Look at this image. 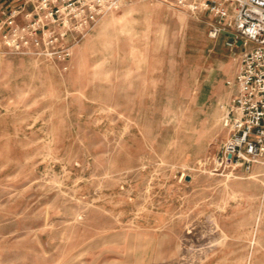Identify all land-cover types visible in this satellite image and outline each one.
Segmentation results:
<instances>
[{
	"label": "rangeland",
	"instance_id": "1",
	"mask_svg": "<svg viewBox=\"0 0 264 264\" xmlns=\"http://www.w3.org/2000/svg\"><path fill=\"white\" fill-rule=\"evenodd\" d=\"M216 24L125 0L65 64L0 57V264H264V155L216 160L242 48Z\"/></svg>",
	"mask_w": 264,
	"mask_h": 264
},
{
	"label": "built area",
	"instance_id": "2",
	"mask_svg": "<svg viewBox=\"0 0 264 264\" xmlns=\"http://www.w3.org/2000/svg\"><path fill=\"white\" fill-rule=\"evenodd\" d=\"M125 0H7L0 3V57L33 55L65 64L73 48L105 14ZM164 1L191 13L216 18L209 37L234 29L227 43L242 40L237 72L226 85L233 89L222 105L223 127L219 164L250 171L264 155V0H145ZM230 34V33H228ZM66 69L64 65L62 67ZM230 155V158H228Z\"/></svg>",
	"mask_w": 264,
	"mask_h": 264
},
{
	"label": "crops",
	"instance_id": "3",
	"mask_svg": "<svg viewBox=\"0 0 264 264\" xmlns=\"http://www.w3.org/2000/svg\"><path fill=\"white\" fill-rule=\"evenodd\" d=\"M226 38L228 39L229 36H227ZM237 46H238V45H237ZM237 49L239 50V53H238V55H237V60H238L239 54L242 52L243 49H242L241 47H239V46H238ZM236 72H237V69H236ZM225 82H226V81H225Z\"/></svg>",
	"mask_w": 264,
	"mask_h": 264
},
{
	"label": "water",
	"instance_id": "4",
	"mask_svg": "<svg viewBox=\"0 0 264 264\" xmlns=\"http://www.w3.org/2000/svg\"><path fill=\"white\" fill-rule=\"evenodd\" d=\"M228 158H230V155H228ZM190 179V176L189 175H186L185 176V180H189Z\"/></svg>",
	"mask_w": 264,
	"mask_h": 264
}]
</instances>
